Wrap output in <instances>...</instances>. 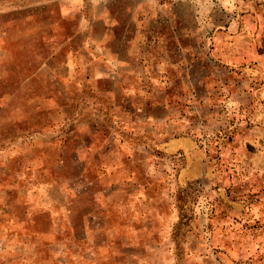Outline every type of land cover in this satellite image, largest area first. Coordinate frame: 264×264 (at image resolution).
Here are the masks:
<instances>
[{
    "label": "rangeland",
    "instance_id": "rangeland-1",
    "mask_svg": "<svg viewBox=\"0 0 264 264\" xmlns=\"http://www.w3.org/2000/svg\"><path fill=\"white\" fill-rule=\"evenodd\" d=\"M0 264H264V0H0Z\"/></svg>",
    "mask_w": 264,
    "mask_h": 264
}]
</instances>
